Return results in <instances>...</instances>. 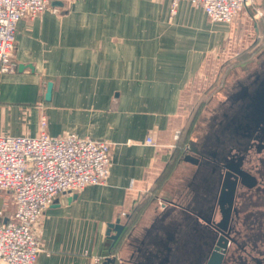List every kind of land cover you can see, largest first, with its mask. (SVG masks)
<instances>
[{"label": "crops", "instance_id": "crops-1", "mask_svg": "<svg viewBox=\"0 0 264 264\" xmlns=\"http://www.w3.org/2000/svg\"><path fill=\"white\" fill-rule=\"evenodd\" d=\"M255 4L260 16L246 7L225 23L187 0L173 15L170 0H66L18 21L16 70L0 73L1 132L36 135L43 114L51 136L75 133L111 144L105 183L59 194L44 210L38 264H195L192 226L210 194L194 163L176 166L117 248L119 237L112 242L106 230L117 219L125 226L161 177L180 99L206 62L240 36L241 47H258L240 64L243 83L264 78V0ZM150 135L157 145L145 143ZM190 145L197 147L193 139ZM0 209L2 219L13 211L8 192L0 193Z\"/></svg>", "mask_w": 264, "mask_h": 264}, {"label": "built area", "instance_id": "built-area-1", "mask_svg": "<svg viewBox=\"0 0 264 264\" xmlns=\"http://www.w3.org/2000/svg\"><path fill=\"white\" fill-rule=\"evenodd\" d=\"M54 1L66 0H0V73L16 70L18 21L38 16ZM180 1L170 0L171 15ZM187 1L202 8L215 22H231L246 6L252 7L256 16L262 14L255 0ZM178 132L175 130L174 139ZM145 143L157 145L151 135L145 138ZM110 149L106 139L80 137L75 133L49 135L43 114L36 135H10L0 130V193L8 192L13 205L6 219H2L4 212L0 209V264H38L37 255L42 248L40 219L44 210L59 194L105 183L111 167Z\"/></svg>", "mask_w": 264, "mask_h": 264}, {"label": "flooded vegetation", "instance_id": "flooded-vegetation-1", "mask_svg": "<svg viewBox=\"0 0 264 264\" xmlns=\"http://www.w3.org/2000/svg\"><path fill=\"white\" fill-rule=\"evenodd\" d=\"M237 87L209 145L193 152L210 194L208 206L195 212V264H264V78Z\"/></svg>", "mask_w": 264, "mask_h": 264}, {"label": "rangeland", "instance_id": "rangeland-1", "mask_svg": "<svg viewBox=\"0 0 264 264\" xmlns=\"http://www.w3.org/2000/svg\"><path fill=\"white\" fill-rule=\"evenodd\" d=\"M250 8L253 10L252 7ZM254 15H256L255 12ZM249 37V39L252 40L253 37L251 35H249ZM233 43L236 44V46L234 45L235 47L227 44L226 49L218 52L211 61L206 62L202 68V73L190 84L188 88L184 90L182 98L180 99V106L176 119L177 125L175 124L173 133L175 130L179 131L180 126L187 122L190 114L195 110L197 104L202 100L205 101V104L196 119L191 136V139H193L199 149H204L207 145H209L214 132L213 127L215 121L220 120L219 123H221L222 119H225L223 113L228 111L229 97L233 92L237 91L238 82H242L245 79V73L242 74L244 68L242 69L240 64L246 62L247 60L241 62L243 59L240 57L241 53L246 52L249 47H241L240 36L237 40H234ZM252 46L254 45L252 44ZM252 49L253 48H250V50ZM213 144L210 146L211 153H215L217 149V147L213 146ZM191 148L192 145L189 143L185 155H193L194 151ZM182 198L183 201H189L187 196H183ZM200 199L202 200V197ZM259 201L264 202V196H262ZM161 203L162 201L159 200L158 204L160 205Z\"/></svg>", "mask_w": 264, "mask_h": 264}, {"label": "trees", "instance_id": "trees-1", "mask_svg": "<svg viewBox=\"0 0 264 264\" xmlns=\"http://www.w3.org/2000/svg\"><path fill=\"white\" fill-rule=\"evenodd\" d=\"M258 50V47L256 48L255 46L251 51L246 50V52L241 53V57L243 60L241 62L246 61L250 59L253 53H255ZM205 104V101H200L195 110L192 111L190 114L188 120L186 123L180 126L179 134L175 140L174 143V149L170 155V158L168 162L165 164L163 172L161 177L156 181V183L152 186L150 189L148 195L142 200V202H139L133 209L132 214L129 213L127 215L128 220L124 226V229L122 231V235H125L134 225L136 220L138 219L139 215L141 214L144 206L151 201H153L156 198L157 192L161 187L168 181L169 176L171 175L172 171L176 168L177 165H179L183 161V157L187 152L188 149V144L191 141V136L192 132L194 129V125L196 122V119L203 108ZM179 127V125H178ZM132 215V216H131ZM126 217V218H127ZM130 220V222H129ZM120 237L119 239L114 243V248H117L119 242H120ZM113 249V247H111Z\"/></svg>", "mask_w": 264, "mask_h": 264}, {"label": "water", "instance_id": "water-1", "mask_svg": "<svg viewBox=\"0 0 264 264\" xmlns=\"http://www.w3.org/2000/svg\"><path fill=\"white\" fill-rule=\"evenodd\" d=\"M22 67H23V65L22 64H20L19 66H18V69L20 70V69H22ZM49 93H50V83L48 82V84H47V91H46V97L48 98L49 97ZM193 151H196L197 152V147L196 146H193L192 148H191ZM183 160L184 161H189V162H197L198 161V158H196L195 156H193L192 154H187V155H185L184 157H183ZM123 228H124V226H123V224H121V223H119V220L117 219L116 221H115V223H113V222H111V223H108V228H107V230H106V235L110 238V239H112V242L114 241L115 242V240L119 237V235L122 233V230H123ZM111 230H114V233L112 234L111 233ZM108 260H110V259H108ZM104 263L106 264H108V263H110L109 261H107V259L104 261Z\"/></svg>", "mask_w": 264, "mask_h": 264}]
</instances>
